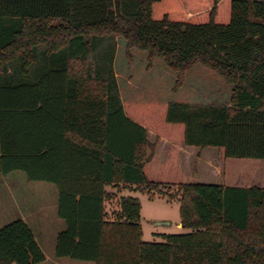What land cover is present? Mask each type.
I'll list each match as a JSON object with an SVG mask.
<instances>
[{"label": "trees", "instance_id": "obj_1", "mask_svg": "<svg viewBox=\"0 0 264 264\" xmlns=\"http://www.w3.org/2000/svg\"><path fill=\"white\" fill-rule=\"evenodd\" d=\"M115 37L181 79L215 70L230 100L123 103L114 46L94 61ZM200 150L264 160L263 0H0V174L56 184L58 258L264 264V187L225 186L204 163L194 181ZM107 186L176 189L190 231L143 241L140 199L121 197L111 218ZM46 260L25 219L0 228V264Z\"/></svg>", "mask_w": 264, "mask_h": 264}, {"label": "rangeland", "instance_id": "obj_2", "mask_svg": "<svg viewBox=\"0 0 264 264\" xmlns=\"http://www.w3.org/2000/svg\"><path fill=\"white\" fill-rule=\"evenodd\" d=\"M110 46H114L113 68L123 103L161 101L221 104L230 100L232 85L215 70L198 64L181 79L179 73L169 68L163 60L156 58L150 63L147 52L129 49L126 42L119 37L105 39L94 54V61H98L102 53L110 52ZM203 163L210 164L213 167L210 173L217 175L223 183H233L238 179L245 185L264 186L262 159L223 160L214 150H200V159L193 164L194 181H203L202 177H197L200 174L208 176L209 172L207 168H203ZM106 189L114 195L107 205L111 218H114V213L119 208L121 197L132 196L140 199L143 241H162L163 234L190 231L180 226L181 202L176 195V189L166 190V194L136 188L107 186ZM167 193L175 197L168 196ZM58 202L59 190L54 183L31 181L20 170L7 175L0 174V228L26 216L47 255L46 264H95L56 256L57 236L66 226L59 216Z\"/></svg>", "mask_w": 264, "mask_h": 264}, {"label": "crops", "instance_id": "obj_3", "mask_svg": "<svg viewBox=\"0 0 264 264\" xmlns=\"http://www.w3.org/2000/svg\"><path fill=\"white\" fill-rule=\"evenodd\" d=\"M178 147V146H177ZM179 148H182L181 150H185L183 147H180ZM225 186H234V187H250L251 185H245L243 181L241 180H236L235 182L233 183H223ZM259 187H264V186H259ZM23 219H25L27 221V223L29 224V226L31 227V229L33 230V227H32V224L31 222L29 221V219L26 217V216H22ZM182 226V224L180 225ZM34 232V230H33ZM35 234V232H34ZM36 236V234H35ZM37 238V237H36ZM39 242V241H38ZM40 244V243H39ZM46 262V261H45ZM45 262L41 263V264H46ZM53 264H59V263H53Z\"/></svg>", "mask_w": 264, "mask_h": 264}, {"label": "water", "instance_id": "obj_4", "mask_svg": "<svg viewBox=\"0 0 264 264\" xmlns=\"http://www.w3.org/2000/svg\"><path fill=\"white\" fill-rule=\"evenodd\" d=\"M158 224H161V222H159Z\"/></svg>", "mask_w": 264, "mask_h": 264}]
</instances>
